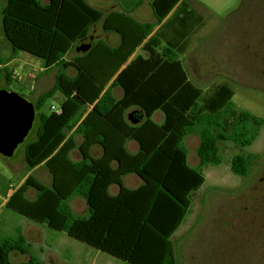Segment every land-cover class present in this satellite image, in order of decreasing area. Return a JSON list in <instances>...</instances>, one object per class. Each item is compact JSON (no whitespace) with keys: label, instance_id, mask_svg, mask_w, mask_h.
Returning <instances> with one entry per match:
<instances>
[{"label":"trees","instance_id":"trees-1","mask_svg":"<svg viewBox=\"0 0 264 264\" xmlns=\"http://www.w3.org/2000/svg\"><path fill=\"white\" fill-rule=\"evenodd\" d=\"M150 6L157 21H164L154 33L155 23L136 21L128 9L110 12L103 29L116 31L119 45L110 47L99 39L87 51L65 59L85 42L102 12L86 0H6L1 25L12 50L27 52L57 72L52 87L33 102L40 123L35 138L25 145L27 167L43 163L50 185L29 175L5 206L130 263L177 264L171 237L205 182L199 168L221 163L220 140L248 144L252 125L263 119L236 108L228 83H217L204 94L190 80L180 56L204 24L203 15L181 0H151ZM139 46L147 56L128 61ZM69 68L75 69L74 75L68 74ZM2 73L9 84L11 73L1 68L0 81ZM115 86L122 89L118 99L112 93ZM57 91L64 96L60 112H42ZM88 107L75 129L82 135L81 159L73 161L69 153L76 143L67 131ZM131 107L142 118L139 123L125 119ZM157 110L163 113L162 123L152 119ZM189 133L200 138L199 168L187 162L183 139ZM128 140L137 142L136 153L127 150ZM96 144L102 147L99 157L91 155ZM255 158L254 153L233 155L232 172L246 175ZM130 173L142 179L139 186H124L122 177ZM112 184L119 188L115 195L109 193ZM29 188L36 191L33 199L26 196ZM76 195L85 199L87 216L72 212L68 200ZM11 250L28 255L17 264H45L20 234L2 240L0 264H11Z\"/></svg>","mask_w":264,"mask_h":264},{"label":"rangeland","instance_id":"rangeland-1","mask_svg":"<svg viewBox=\"0 0 264 264\" xmlns=\"http://www.w3.org/2000/svg\"><path fill=\"white\" fill-rule=\"evenodd\" d=\"M206 2L203 3L208 9L191 5L201 12L205 23L190 36L189 47L181 55L188 76L204 94L209 93L217 83H228L234 89L236 108L249 110L261 117L263 122L252 125L254 134L248 144L241 145L230 139L220 140L221 163L217 165L207 164L199 168V135L189 133L184 137L187 162L202 170L205 182L194 193L185 219L171 240L177 264H264V0ZM5 5L6 0H0V58L6 60L14 56L16 60L9 69H15L23 80H16L19 75L13 74L8 84L5 73H2L0 89L15 91L33 102L37 94L51 87L52 82L37 86L34 92L24 82L26 62L39 63L40 59L20 50L13 53L1 25ZM148 9L143 18L151 21L153 15ZM56 70L48 71V77L53 78ZM63 100L64 96L57 91L45 101L41 111L47 113L51 106L58 107ZM162 117V112L157 111L152 119L159 123ZM39 123L36 115L29 133L12 156L0 154V189L6 186L12 189L27 173L29 168L24 147L35 137ZM237 153L256 154L244 176L234 174L230 167L231 158ZM78 156V152H74L73 157ZM33 176L48 185L47 174L40 177L35 172ZM122 182L124 186L133 188L140 178L129 174L122 178ZM116 190V184L109 187L110 194H115ZM26 196L34 197L35 190H30ZM68 204L76 216L88 215L83 197L72 196ZM0 223V240L17 237L18 230L30 224L41 225L44 246L56 248L62 261L68 264H92L93 260L95 264H128L109 254L97 252L92 246L67 236L65 232L54 230L45 223H37L6 206L0 210ZM31 252L36 256L39 254L37 250L31 249ZM10 259L13 262L27 260L28 255L17 254L13 259L11 253Z\"/></svg>","mask_w":264,"mask_h":264},{"label":"crops","instance_id":"crops-1","mask_svg":"<svg viewBox=\"0 0 264 264\" xmlns=\"http://www.w3.org/2000/svg\"><path fill=\"white\" fill-rule=\"evenodd\" d=\"M91 1L92 2H87V3L90 4L91 6L99 9L102 12L103 16H102L101 20H99L98 22H96L94 25H92L90 27L88 36H87V38H86V40L84 42V43L90 44V46H91V44L94 41H97L99 39L104 40L107 43V45L110 46V47H116V46L119 45V43H120V35L116 31H105L103 29L104 18L110 12H122L125 9L126 10L128 9V14L132 18H134L136 21H138V22L155 23V27H154L152 33H154L159 28V26L164 22V21L158 22L157 19L155 18L154 14L152 12L151 6H150V1L151 0H140L139 4H136V5H133L136 2V0H91ZM181 1L186 2L189 5V7L192 8V9H195L194 7L191 6L192 4H197L202 9H208L209 8L206 5L207 4L206 0H201L202 2L201 1H197V0L196 1L195 0H181ZM203 2H205L206 4H204ZM148 8L151 10L152 15H153L151 21H146L143 18V16L147 13V9ZM198 12H200V11H198ZM76 48L69 55H67L65 57V59H69L72 56H74L75 54H78L79 52H81V51H77ZM13 53H14V51H13ZM139 54L144 56V57L147 56V53L141 48V46H139L135 50V52L130 56L128 61H130L131 59H133L134 57H136ZM180 58H181V56H180ZM0 60H1V58H0ZM15 60H16V58L14 56H11L10 59H6L5 60L6 61L5 63H2V65H4L6 67V69L9 71V73H11V76L13 74H15V75L18 74V72L15 69H11V70L9 69V66H11L12 63ZM38 62L39 63H36V62L33 63V62H29L28 61L25 64V74H24V78L25 79H24V82L26 83L27 86H29L31 92H34L36 90L37 86H42V85L44 86V85H48V84L50 85V82H52L51 84L53 85V83L55 81V75H56L57 70L54 73V77L53 78H49L47 73H48V71H50L52 69H45V67L43 65V61L41 59ZM68 74L74 75L75 74V69L74 68H69L68 69ZM20 79L23 80V78L20 77V75H19L18 79H16V80H20ZM22 84H24V83H22ZM109 84H110V82L107 84L106 87H108ZM52 85H51V87H52ZM43 92H41V93H43ZM41 93L36 95L35 100L33 102L36 101V99L38 98V96ZM112 93L118 99V98H120L122 96V89L119 86H115L112 89ZM89 110H90V107H88L81 115L77 116L75 118V120H74L73 127L70 130L67 131V136H70V135L74 136V140H75V143H76V147L73 150H71V152L69 153L70 158L73 161H78V160L81 159L80 152L78 150V146H79V144L82 141V135L79 134V133H75V129H76L77 125L81 122V120L84 118V116L86 115V113ZM135 111H136V108L135 107H131L125 113V119L127 121H130L131 124H133V123L131 122V120L129 118H131V117L132 118H137L135 116ZM157 111H160V110H157ZM157 111H155V112H157ZM153 114H152V117H153ZM162 115H163V113H162ZM162 121H163V117H162V119H160L159 123H162ZM128 147L130 148V151H129L130 153H136L137 150H138V144L134 140H128L126 142L127 150H128ZM74 152H78L79 156L78 157H73ZM101 154H102V147L100 145H98V144L93 145L92 148H91V155L93 157H99ZM24 155H25V147H24ZM198 164H199V161H198ZM35 172L38 173L40 175V177H42L43 175L47 174L48 175V179L46 181H48V185H50L51 175L48 172L47 168L44 167L43 163H41V164L31 168V169H28V171L25 174V176L18 182V184L16 186L12 187V189H8L9 186H6L3 189H0V201H6L7 202L8 198L10 197V195L15 191V189H17L19 187V185L26 179V177L29 176V175L33 176V173H35ZM130 174H133V173H130ZM127 175H129V174H127ZM127 175H124V176H127ZM141 183H142V179L140 178V182L138 184H136L135 187L139 186ZM135 187H133V188H135ZM32 189L29 188L26 193H29L30 190H32ZM118 189L119 188L117 186L116 193L118 192ZM115 194H112V195H115ZM35 195H36V191H35ZM34 197H32L30 199H33ZM37 223H39V222H37ZM0 226H1V223H0ZM0 230H1V227H0ZM19 234L24 236L26 241L28 243H30L32 251L37 250L39 252V254H37V256L36 255L35 256L37 258H39L40 260H42L43 262H45V264H68L67 262L62 261L61 256H60V254H59V252H58V250L56 248H53L51 246H44V244L42 242V238H43L44 234H43V228L41 227V225L30 224L25 229L18 230V235ZM2 238H4V237H2ZM2 240L3 239L0 240V245H1ZM89 246H91V245H89ZM93 248H95V247H93ZM95 249L97 250V252L106 253V252L101 251V250H99L97 248H95ZM11 253L13 254V259H14V256H17V254H22L19 251L11 250L8 253V259H9V262L11 264H17V263L25 262V261L28 260V259L27 260H19V261L14 260L15 262H13L10 259ZM106 254H109V253H106ZM109 255L113 256L111 254H109ZM113 257L118 258V259H120L123 262H126L128 264H133V263H130V262L126 261V260H123V259H121V258H119L117 256H113ZM92 264H95L94 260L92 261Z\"/></svg>","mask_w":264,"mask_h":264},{"label":"water","instance_id":"water-1","mask_svg":"<svg viewBox=\"0 0 264 264\" xmlns=\"http://www.w3.org/2000/svg\"><path fill=\"white\" fill-rule=\"evenodd\" d=\"M90 44L82 43L76 50L85 52ZM35 119L34 104L15 91L0 89V154L12 156L23 142ZM133 124L138 118H129Z\"/></svg>","mask_w":264,"mask_h":264},{"label":"built area","instance_id":"built-area-1","mask_svg":"<svg viewBox=\"0 0 264 264\" xmlns=\"http://www.w3.org/2000/svg\"><path fill=\"white\" fill-rule=\"evenodd\" d=\"M5 67L4 65H2V63H0V69ZM51 110L55 111V112H60V107H55V106H51ZM6 201H0V210L3 206H5Z\"/></svg>","mask_w":264,"mask_h":264}]
</instances>
